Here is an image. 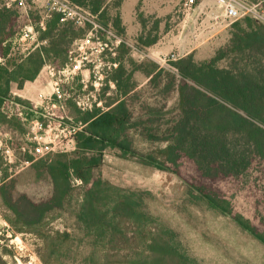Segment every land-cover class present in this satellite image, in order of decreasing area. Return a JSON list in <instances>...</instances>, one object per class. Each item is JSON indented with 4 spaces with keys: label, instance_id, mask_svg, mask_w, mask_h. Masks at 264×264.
Returning a JSON list of instances; mask_svg holds the SVG:
<instances>
[{
    "label": "trees",
    "instance_id": "1",
    "mask_svg": "<svg viewBox=\"0 0 264 264\" xmlns=\"http://www.w3.org/2000/svg\"><path fill=\"white\" fill-rule=\"evenodd\" d=\"M68 1L96 16L104 25L111 23L121 34L125 33L119 12L114 18L110 14V0ZM41 19L34 6L27 17L15 5H9L8 0H0V59L4 60L0 62V121L19 132L24 131L20 119H8L1 112L4 101L12 99V85L16 83L22 89L26 82L35 81L46 63L64 66L74 43L87 32L86 27L61 22L56 13L45 20V29L38 27ZM29 22L39 32L42 45L26 57L11 59L10 42ZM159 23L156 21L157 29ZM230 35L229 44L210 60L198 63L189 55L173 64L180 77L181 116L173 128V142L161 152L164 159L141 155L132 149L125 138L132 120L125 99L110 101L106 111L96 108L92 112H78V122L84 127L76 135V150L42 158L35 164V169L46 173L52 182L49 199L34 203L22 196L14 201L8 193L10 189L1 188L4 203L17 220L28 226L41 224L47 214L64 207L74 190L73 181L78 179L85 190L77 221L98 244L95 258L101 264H198L173 230L158 225L139 194L94 176L103 164L105 150L111 148L120 150L123 156L138 158L144 165L176 174L210 207L230 217L264 245V233L243 216L234 214L221 188V183L238 180L247 173L258 159L264 161V23L244 18L231 25ZM158 39L141 36L138 41L150 47ZM230 55L235 66L218 67ZM116 60L120 61V57ZM238 61L251 65V71L241 69ZM132 78L119 62L110 80L125 97L136 89ZM15 100L26 107L28 118L34 116L35 110L28 100ZM184 160L193 164L195 174L186 177L181 172Z\"/></svg>",
    "mask_w": 264,
    "mask_h": 264
},
{
    "label": "rangeland",
    "instance_id": "2",
    "mask_svg": "<svg viewBox=\"0 0 264 264\" xmlns=\"http://www.w3.org/2000/svg\"><path fill=\"white\" fill-rule=\"evenodd\" d=\"M124 1L110 0L109 3L111 16L114 18L117 11L120 14L124 34L111 23L104 25L97 19L102 26L112 28L122 38L118 44L114 42L113 49H107L99 55L104 63L101 69L108 74V78L98 83L97 88L92 79L86 84L82 83L81 76L71 85L65 86L72 98L65 102L64 114L73 123L79 124L78 112H92L96 108L106 111L110 101L125 99L132 115L131 127L125 133V138L132 149L141 155H154L164 159L161 152L173 142V128L181 116L178 91L180 77L178 71L164 64L158 51L168 58L175 54L177 61L189 55H193L198 63L208 61L229 44L231 35L227 30L230 32L232 24L227 20L220 25L213 24L215 20L223 17V9L217 0L203 5L205 14L196 23L194 19L183 17L178 11L179 4L173 13L162 19L145 16L139 5L136 21L140 31L137 35H130L122 18L121 8ZM201 1L197 0L199 4ZM119 3L120 7L116 8ZM140 17L145 21L143 25ZM156 21H160L158 29ZM223 27L227 29L217 34ZM86 28V35L74 43L70 54L79 59L86 53L95 59L98 53L92 47L96 37L105 39L106 35L102 31H98L96 37L90 35L94 44L80 49L90 31L89 27ZM168 30L188 32L187 38L194 45L183 50L164 48L160 43L145 47L138 41L141 36L145 39L159 38L161 31ZM32 47L29 48L30 53L33 51ZM193 47H197L195 51H192ZM122 51L124 54L121 56ZM187 52L189 54L185 55ZM21 56L27 55L22 50H14L8 57L18 59ZM119 57L120 61L117 62ZM232 59L233 55H230L220 61L218 67L235 66ZM114 62L117 63L116 68L111 65ZM119 62L125 66L127 73L132 74V81L136 84V89L125 97L117 91V87L112 90L110 83V77L119 67ZM238 63L241 69L251 71V65L246 66L239 61ZM150 72L151 76L148 75ZM38 78L37 83L26 82L22 89L14 83L12 95L28 100L31 104L38 103L39 94L49 89L45 88L44 72ZM25 86L27 87L23 91ZM84 95H90L93 101L91 110L82 111L75 104V100L83 98ZM99 101L102 107L97 105ZM42 114L41 111H34L32 118L25 116L28 121L39 118L47 122ZM27 124L28 122L23 126L24 131L19 132L8 123L0 121V139L9 147L15 148L16 157L15 162L10 164L0 153V264H101L99 258H95L98 244L89 237L88 231L81 227L76 217L84 195L83 183L77 184L73 181L74 190L64 207L47 214L39 225H24L5 205L1 188H9L8 193L14 201L25 196L34 203L46 201L53 191L49 176L35 169V164L42 158H35L30 152L19 148L21 145L29 146ZM57 153L62 152H54L49 157ZM181 164V172L186 177L195 174L191 162L184 160ZM94 176L112 186L139 194L146 210L157 219L158 225L173 230L187 253L198 264H264V245L230 217L210 207L176 174L144 165L138 158L123 156L120 150L108 148L104 152L103 164ZM221 188L234 214L243 216L264 233V161L258 159L247 173L238 180L221 183ZM122 253L126 254L125 251Z\"/></svg>",
    "mask_w": 264,
    "mask_h": 264
},
{
    "label": "built area",
    "instance_id": "3",
    "mask_svg": "<svg viewBox=\"0 0 264 264\" xmlns=\"http://www.w3.org/2000/svg\"><path fill=\"white\" fill-rule=\"evenodd\" d=\"M9 5H15L23 15L28 17L29 9L34 6L38 9L42 17L39 22V27L45 29V20L51 13L60 15L61 22H72L78 27H89V34L84 39L85 43L80 49L88 47V44H94L91 42V36L96 37L98 31H102L106 37L100 39L96 37V42L93 49L98 53L95 59H92L88 54L81 55L78 59L73 57V54L69 55L68 62L62 67H56L53 64L46 63L41 71L45 74V88H49L39 94V102L32 103V109L35 112L41 111L43 116L47 119V122L34 118L28 121L25 116L26 107L17 102L14 94L12 99L4 101L1 106V112L8 118L16 117L25 125L27 122V140L29 146L25 147L21 145L19 148L30 152L35 158H47L54 152L70 153L76 149V135L84 125L73 123L72 119L65 116L66 101L72 98V94L68 92L64 87L71 85L76 81L78 76H81L80 81L84 84L91 79L95 81L97 88L98 83L108 78V74L103 72L101 67L104 66L103 61L100 58L107 49H113L114 42L122 41V38L110 27L102 26L97 17L89 13L88 11L73 5L68 0H8ZM219 6L223 9L222 19L215 20L213 24H218L220 21H226L229 24H233L236 21L244 18H252L256 21L264 23V0H256L250 2L248 0H217ZM203 5L197 2V0H181L179 3V12L182 13L184 18L194 19V22H198V18L205 14L202 7ZM220 18V17H215ZM83 39V38H82ZM81 40V39H80ZM42 44L39 41V32L36 30L35 25L32 22L27 23L20 30L18 35L11 40V52L14 50H22L25 55L30 53L29 48L36 49ZM161 57L164 59L165 65L172 69H177L170 64L172 61H177L178 57L175 54H171L170 57H166L161 51H158ZM149 56V55H148ZM4 60L0 59V62ZM91 63L93 66H91ZM113 67H117V63H111ZM40 74V75H41ZM111 83L112 90L116 87L114 82ZM19 96V95H17ZM75 104L82 111L91 110L93 107V101L90 95H84L83 98L75 100ZM97 105L102 107L101 102H97ZM67 120V121H66ZM0 153H2L10 164L14 163L15 148L9 147L4 144L0 139ZM77 184H81L82 181L75 179Z\"/></svg>",
    "mask_w": 264,
    "mask_h": 264
},
{
    "label": "crops",
    "instance_id": "4",
    "mask_svg": "<svg viewBox=\"0 0 264 264\" xmlns=\"http://www.w3.org/2000/svg\"><path fill=\"white\" fill-rule=\"evenodd\" d=\"M180 1L181 0H179V2H177L176 0H125L122 5L121 12L124 23L127 26V33L130 35H135V34L137 35L140 31L139 24L136 21L138 15L137 7L139 5H140V11L143 12L145 16H151L162 19L167 15L173 13L175 11L176 6L180 3ZM211 2L212 0H202L201 4L208 5ZM221 23L222 22L220 21L218 25H220ZM226 29H227L226 27L219 29L217 34L224 32ZM161 30H163L162 27ZM227 33L228 34L230 33L229 30H227ZM186 34H188V32L187 33H185V31L180 32L179 30L178 32H176L175 30H168L166 32L161 31L160 37L156 43L162 44L164 48L185 50L194 45L192 41H189ZM197 47H193L192 51H195ZM189 52H187L185 55L189 54ZM193 54H195V52H193ZM38 81L39 78L35 80L36 83ZM26 87L27 86L24 87L23 91L26 89Z\"/></svg>",
    "mask_w": 264,
    "mask_h": 264
}]
</instances>
